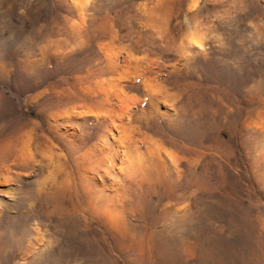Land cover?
<instances>
[{
    "label": "rangeland",
    "instance_id": "rangeland-1",
    "mask_svg": "<svg viewBox=\"0 0 264 264\" xmlns=\"http://www.w3.org/2000/svg\"><path fill=\"white\" fill-rule=\"evenodd\" d=\"M0 264H264V0H0Z\"/></svg>",
    "mask_w": 264,
    "mask_h": 264
}]
</instances>
